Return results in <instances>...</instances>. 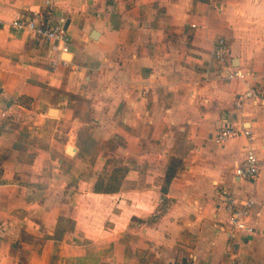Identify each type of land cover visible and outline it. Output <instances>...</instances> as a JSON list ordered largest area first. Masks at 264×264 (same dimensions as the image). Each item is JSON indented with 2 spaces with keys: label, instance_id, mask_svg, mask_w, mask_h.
I'll return each instance as SVG.
<instances>
[{
  "label": "crops",
  "instance_id": "0c3cea01",
  "mask_svg": "<svg viewBox=\"0 0 264 264\" xmlns=\"http://www.w3.org/2000/svg\"><path fill=\"white\" fill-rule=\"evenodd\" d=\"M48 5L67 65L11 27ZM0 23V264H264V94L238 108L223 77L264 93V0H0ZM222 120L253 140L216 143ZM224 192L253 196V233Z\"/></svg>",
  "mask_w": 264,
  "mask_h": 264
},
{
  "label": "built area",
  "instance_id": "2783aa9c",
  "mask_svg": "<svg viewBox=\"0 0 264 264\" xmlns=\"http://www.w3.org/2000/svg\"><path fill=\"white\" fill-rule=\"evenodd\" d=\"M53 13V7L48 5L47 9L42 12H35L31 15L15 18L11 21V27L16 30H27L37 38L43 39L48 43H58L60 54L57 61H53V64L57 65V62L61 61L67 65L70 62L62 57V54L69 52L64 27L65 19L60 18L54 20ZM192 26L197 27L196 24H192ZM230 55L231 50L227 41L225 39L218 40L213 49V62L223 67L227 65ZM223 77L228 80H241L246 85L245 93L240 94L236 100V107L238 108L244 109L245 107L256 105L264 94L262 90L254 87L249 81L248 73H245L238 68L227 70ZM240 136H244L249 141L254 138L253 132L249 128L238 127L228 120H222L218 123L215 135L216 143L224 144L229 139ZM261 165L262 160L258 157L255 149L249 145L245 158L236 165L234 174L242 180L255 181L260 173ZM223 198L230 212L228 220L230 233H253L254 226L250 221L251 211L255 205L253 196L248 195L247 197L240 198L231 193L224 192Z\"/></svg>",
  "mask_w": 264,
  "mask_h": 264
},
{
  "label": "trees",
  "instance_id": "16d2710c",
  "mask_svg": "<svg viewBox=\"0 0 264 264\" xmlns=\"http://www.w3.org/2000/svg\"><path fill=\"white\" fill-rule=\"evenodd\" d=\"M119 184H120V183H118V185H117V187H116V188H112V189H118V188H119ZM110 189H111V188H110Z\"/></svg>",
  "mask_w": 264,
  "mask_h": 264
}]
</instances>
